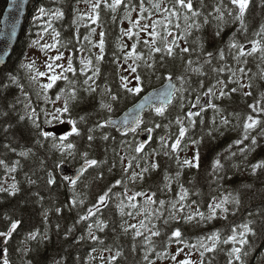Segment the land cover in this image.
Returning <instances> with one entry per match:
<instances>
[{
  "label": "trees",
  "instance_id": "trees-1",
  "mask_svg": "<svg viewBox=\"0 0 264 264\" xmlns=\"http://www.w3.org/2000/svg\"><path fill=\"white\" fill-rule=\"evenodd\" d=\"M38 1L62 13L56 20L59 37L70 44L73 30L86 20L77 13L84 0ZM132 1L127 5L139 24L140 20L147 25L160 22L154 47L165 49V36L167 41L176 37L182 42L172 55L166 49L156 52L144 44L153 39L151 27L147 31L134 27L133 43L140 57L134 60L135 81L122 80L121 13L112 11L105 0L95 22L105 40L97 81L90 75L81 77L75 60L73 71H65L57 80L63 92L44 93L50 96L46 102L38 97L35 80L24 78L27 68L20 60L24 57L23 37L10 59L16 66L8 79L0 80V161L4 162L0 164V188L7 189L0 191V232H7L13 221L19 224L11 236L0 237L6 243V259L9 264H179L183 259L176 249L180 248L192 264H264V167L253 170V165L264 161V52L249 54L253 40L264 47V38L256 35L264 26V0H249L243 27L235 20L237 7L230 0H192V11L198 13L194 17L175 0ZM6 2L0 0V16ZM141 3L147 11H141ZM155 4L160 5L159 10ZM221 12L223 20L217 19ZM86 29L73 33L74 48L73 44L70 48L76 50V41ZM239 46H243L242 56ZM183 48L189 51L182 52ZM168 77L177 85L174 101L163 115L155 109L144 114L140 128L153 133L136 152L141 145L138 133L120 134L106 121ZM25 86L35 98L39 115L24 105ZM136 87H140L139 93L128 91ZM59 94L64 96L58 108L60 117L75 121L78 130L64 139L45 136L43 131L45 123L60 117L44 112L41 103L49 107ZM207 94L211 96L209 105L193 113V106ZM65 102L67 112L63 111ZM249 116L259 123L246 133ZM181 127L185 135L173 151L171 144ZM69 143L72 148L67 147ZM21 152L27 155L21 156ZM84 153L97 164L87 167L79 181L73 184L57 177L48 182L60 164L84 163ZM185 160L198 167L185 165ZM13 184L18 188L15 194H11ZM182 190L187 193L184 200L180 199ZM104 193L106 201L101 204L98 198ZM216 203L221 207L214 209V218L207 219L213 211L209 206ZM89 209L92 215H88ZM189 215L194 216L191 221L186 220ZM249 222L252 231L245 236L247 243L240 245L239 226ZM233 228L237 229V242L224 243ZM176 229L181 231L182 242L172 236ZM137 231L142 235H135ZM154 231L160 234L154 236ZM213 235L219 239H208ZM200 242L208 247L215 243V248L205 251ZM234 246L241 248L239 261L230 255Z\"/></svg>",
  "mask_w": 264,
  "mask_h": 264
},
{
  "label": "rangeland",
  "instance_id": "rangeland-1",
  "mask_svg": "<svg viewBox=\"0 0 264 264\" xmlns=\"http://www.w3.org/2000/svg\"><path fill=\"white\" fill-rule=\"evenodd\" d=\"M122 3L116 8L117 12L121 13V21H122V40H121V47H123L124 51L122 52L123 56V62L122 64L125 65L122 67L123 70V77L126 78V81H132V76L136 75V72H132L131 68L135 67L134 64V59L131 57L127 56V53L131 51L132 48V41H133V26H130V23H135L138 21L136 18V15L131 14L128 9L126 10L124 6L127 5V3H132V0H126L124 1V4ZM95 2V0H91L90 3H86L84 1L80 5V12H81V17L85 18L86 14L89 16H92V13L96 11H93L92 4ZM51 5L44 6L39 2L38 0H35L34 4L31 7L30 14L28 16V20L26 22V26L23 32V44L24 47L22 50H24V57L21 58V64L27 68V71L24 75V78H29V77H34L37 79V84L35 83L36 89H39L37 91V94H39V91H45L49 92L50 89H45L43 85L51 82L50 81V76L52 75H59L61 72H63V69L68 66V62L70 61V58L66 52V50L62 49L59 47L61 45V40L58 37L53 39L55 36V33L60 32V26L57 25L56 20L57 16L54 15V13L59 12V9L57 11L56 8L50 7ZM50 7V8H49ZM41 9H43V13L41 12ZM112 9V8H111ZM115 10V12H116ZM143 21L140 20L139 25H145L146 23H142ZM132 30L131 35H125V32L130 29ZM141 28V27H140ZM101 33V29L95 28V34ZM101 39V36H97L93 40V45L87 44V47L85 49L84 55L86 57L82 58L81 61L87 62V60H92V68L98 67V62L96 59V56L100 55L103 56V52L101 53L100 48H99V41ZM54 45V47H51ZM179 45H182L181 39L176 40V44L172 45L170 43L169 46H171L173 49ZM49 46V47H46ZM186 46V44H185ZM122 49V48H121ZM177 49H179L177 47ZM21 50V51H22ZM71 54V52H70ZM56 55H61L62 59L61 60H55L54 57ZM72 63V62H71ZM48 64H52L53 68L49 69L47 67ZM31 65V67H29ZM15 62H10L5 68L6 72L4 75L1 77V80L4 78L5 80L9 78V75L12 73L14 67H15ZM39 72H44V76H39ZM55 83L53 84L54 88ZM61 87H56L54 90L53 94H58L60 91ZM39 97H42L44 99L50 98L49 95L47 94H42L40 93L38 95ZM57 98H53L50 100L51 106L47 107V113L49 115H56V116H61V113L57 111L59 107H62V103L64 100V96L62 94L55 95ZM205 99V96L202 98ZM26 105L27 109L30 111H37V106L33 104V100H30L28 98L26 100ZM44 125L50 126L51 123L47 122ZM180 248H177V255H180L181 258L184 260L185 257L183 255V251H180Z\"/></svg>",
  "mask_w": 264,
  "mask_h": 264
},
{
  "label": "snow or ice",
  "instance_id": "snow-or-ice-1",
  "mask_svg": "<svg viewBox=\"0 0 264 264\" xmlns=\"http://www.w3.org/2000/svg\"><path fill=\"white\" fill-rule=\"evenodd\" d=\"M175 2L177 4H179L182 8H186L187 10L189 11H192V3H191V0H175ZM231 4L235 5L237 7V14L235 16V20H239L241 22V26L243 27V21H244V15H245V11L248 7V4H249V0H230ZM122 3V0H113L112 4L110 5V7L112 8L113 11H115L116 7L119 6L120 4ZM99 7V0H97V2L95 4L92 5V8H93V11H95L96 8ZM154 8H156L157 10H159V7L160 5L159 4H155L153 5ZM140 8H141V11L144 12V11H147V9H145L143 7V4L141 3L140 5ZM43 9H41V12L43 13ZM167 11V10H166ZM217 11L219 12L220 10L217 9ZM55 16H60L62 15V13H54ZM171 15H177L176 12H172ZM198 15V13L192 11V16H196ZM228 15H232L231 12L228 13ZM93 19V22H95V20L97 19L96 16H93L92 17ZM189 19V17L185 16V21H187ZM217 19H220V20H223V13L221 12L220 16L217 17ZM160 23L159 21H154L151 25H139V21H136L134 24H133V27H136V26H140L141 27V30L143 31H147L149 29V27H151L152 31L149 33V35L153 38L151 42H149L148 40H145L144 41V44L145 45H151L152 46V50L156 51V52H161L163 50L166 49L168 55H172V52H173V48L171 46H169V43L167 41V36L163 37L162 39L165 41V49H162L160 47H154V45L156 44V37L159 36V33L156 31V27H157V24ZM205 23H207V20H205ZM177 27H179V25H177ZM189 28L193 27V25H188ZM196 27H199V25H196ZM93 32L95 31L94 29L92 30ZM132 34V30L131 28L128 29L126 32H125V35H131ZM60 34L57 32L55 33V36L53 37V39H55L56 37H58ZM136 35L138 36L139 33H136ZM217 35H219V32H217ZM257 36H261L262 38H264V26L261 27V30L260 32L256 33ZM100 36H101V39L99 41V48H100V51L101 53L104 51V40H103V36H104V33L101 32L100 33ZM168 36H171V33L169 32L168 33ZM85 39H88V37H85ZM172 45H175L176 44V40L173 39L171 42H170ZM252 44V48H251V51L249 54H252V53H255L257 52L258 50L259 51H262L264 52V47H261V42L259 40H253L250 42ZM46 47H49V46H46ZM51 47H54V45H52ZM232 47H237V45L233 44ZM182 52H188L189 49L188 48H183L181 49ZM239 51H240V55H244V51H243V46H239ZM209 56L212 55V53H208ZM127 56L128 57H131L133 58L134 60L136 59H139V55L137 54L136 52V44H133L132 45V48H131V51H129L127 53ZM55 60H61L62 59V56L61 55H56L54 57ZM101 59H103L102 56L98 55L96 56V60L97 61H100ZM82 64H84L85 67H89V66H92V60H87V62L85 61H81ZM191 63V62H189ZM29 67H31V65H29ZM47 67L49 69H52L53 68V65L52 64H48ZM67 70L68 71H73L72 69V63L71 61L68 62V67H67ZM131 71L134 73L136 72V68L135 67H132L131 68ZM241 71H243V69H241ZM99 73V68H95L94 69V72H93V75H97ZM39 76H44L45 73L44 72H39L38 73ZM61 77L59 75H52L50 76V81L49 83L43 85V87L45 89H51L53 87V84L58 80L60 79ZM124 78H122L123 80ZM137 79H139V77H137ZM85 83H87V81H85ZM125 88H127V85L125 84L124 85ZM129 92H135V93H139L141 91L140 87H136V88H129L128 89ZM233 91H235V89H233ZM212 92V89L210 88L209 89V93ZM224 93L221 92V95H223ZM171 93L170 92H165V93H160L159 94V97H162V99H160V106H157L155 107V112L159 115H163L164 113V105L166 103H168V96H170ZM59 99V97H57ZM71 99H75V95L72 94L71 96ZM113 100L116 99L115 96L112 97ZM149 102V97H145L144 98V103H148ZM104 107H108L109 110H111V106L110 105H104ZM141 108L144 107V104H141L140 105ZM255 110V109H254ZM57 111H60L59 109ZM63 111L64 112H67L68 111V105H67V102H65V106L63 108ZM81 119H83V117H81ZM132 123L133 124H136L137 126H139V123L141 121H139V119L137 117H132ZM248 123H245L244 125V128H245V132L247 133V130L249 129H252L254 128L259 122L255 119H253L251 116L248 117ZM72 124H73V127H72V132L73 133H77V128L75 126V121H70ZM128 120L126 119L125 120V123H127ZM179 122V121H178ZM225 123H227V121H225ZM102 127V125H101ZM149 131H151V129H149ZM45 136H47L48 134L47 133H44ZM185 135V128L184 127H181L180 128V131H179V137L176 139V141L171 144V149L173 151H175L178 146L180 145V138L183 137ZM247 135L244 136V139H247ZM64 139V138H62ZM89 139H92V137L90 136ZM105 139H107V137H105ZM242 141H236V143H241ZM255 143V139L253 138V144ZM68 148H72V145L69 143L67 145ZM143 148V144L139 145L138 147H136L135 151L136 152H140ZM21 156H26L27 153L26 152H21L20 153ZM84 157H85V164L88 165V166H92V165H96L97 164V161L95 159H88L87 158V153H84L83 154ZM194 160H198V156L197 157H194ZM4 162L3 161H0V164H3ZM183 163L185 165H189V166H197L198 167V164L194 165L193 164V161H189V160H185L183 161ZM216 165H219V161H216ZM153 168L156 167V165H152ZM264 167V161L262 162H258L257 164L253 165V170L255 171L257 168H262ZM12 171H15V169H11ZM144 171H147V169H144ZM50 184L53 183V181L50 179L48 181ZM71 183H75V181H70ZM117 183H120V181H117ZM0 191H7V189H4V188H0ZM18 191V188L16 187L15 184L12 185V192L11 194H15V192ZM109 191H111V189H109ZM184 192L183 195H181L180 199L181 200H184L185 199V196H186V190H182ZM137 195H139V193H137ZM106 197H107V193H104L103 195H100L99 196V201L101 204H103L105 201H106ZM130 199H134V197H130ZM149 200L151 201V197H149ZM154 202V201H152ZM161 205L164 204V201H160L159 202ZM236 203H239V201L237 200ZM134 206V205H133ZM210 209H213V211L210 213L209 217H207V219H212L214 218L215 216V212H214V209L215 208H220L221 207V204L220 203H216V204H213V205H210L209 206ZM59 211V209H58ZM224 211H227V209H224ZM93 212H92V209H89L88 210V215H92ZM197 215L200 216L201 219H205L204 217V214L203 213H196ZM194 218L193 215H189L186 217V220L188 221H191L192 219ZM82 219H86V217H82ZM250 223H245V224H242L239 226L240 229H242L241 231H239L238 235H239V244L240 245H244L247 243V240L245 239V236L247 233L251 232L252 229L250 228ZM18 224H19V221H13L10 225V228L8 229L7 232H0V237H4V236H11L13 231L16 230V228L18 227ZM133 228H135V225L132 226ZM102 230V228H101ZM127 231V229L125 230ZM232 235H230L226 240H224L223 242L224 243H229V241L233 242V244H235L237 242V229L236 228H233L232 229ZM160 233L158 231H154L152 232V235L154 236H158ZM135 235L139 236V235H142L141 232L137 231L135 233ZM181 231L179 229H176L175 231L172 232V236L173 237H176L178 238V242H182L179 238H181ZM32 238H35V234L32 235ZM93 239H95V237H93ZM208 239L210 240H213V241H217L219 239L218 236L216 235H213L211 237H208ZM191 247H196L195 245H192ZM199 247L203 248L205 251H213V249L215 248V243L212 245V247H208L206 246L203 242H200L199 244ZM203 252H201V256H203ZM117 255H119V253H117ZM230 255L231 256H234L236 260H241V248L240 247H233L231 249V252H230ZM113 259H115V257H113ZM145 259H147V256H145ZM173 259H175V256L173 257ZM4 264H9L8 260L5 259L4 260ZM179 264H192V261L188 260V259H185L183 261H180ZM202 264V262H201ZM229 264H231V261H229Z\"/></svg>",
  "mask_w": 264,
  "mask_h": 264
},
{
  "label": "water",
  "instance_id": "water-1",
  "mask_svg": "<svg viewBox=\"0 0 264 264\" xmlns=\"http://www.w3.org/2000/svg\"><path fill=\"white\" fill-rule=\"evenodd\" d=\"M34 0H7L4 10L0 16V76L4 68L13 56L16 46L21 37L30 6ZM176 88V82L173 78L168 79L162 85L147 91L138 101L127 108L122 114L113 117L107 121V125L116 128L120 133L134 132L137 129V125L132 123V117H137L140 121L141 115L149 109L151 106H160V93L170 92L168 96V105L174 95ZM149 97V102L144 103V98ZM210 96L207 95L205 99L201 101L199 106L193 108V111H199L209 103ZM144 104L141 108L140 105ZM128 120L125 123V120ZM72 125L69 122H63L54 126H45L44 130L53 132L55 135L64 136L72 132ZM141 141L146 143L150 137V131L145 130L140 133ZM88 165L85 163L79 166H70L68 163L62 164L58 173L63 177H69L70 181H78L84 174L85 168ZM5 245L3 240H0V264H4Z\"/></svg>",
  "mask_w": 264,
  "mask_h": 264
},
{
  "label": "flooded vegetation",
  "instance_id": "flooded-vegetation-1",
  "mask_svg": "<svg viewBox=\"0 0 264 264\" xmlns=\"http://www.w3.org/2000/svg\"><path fill=\"white\" fill-rule=\"evenodd\" d=\"M86 32H87V30L82 31V33H81V37H82ZM73 33H74V30H73V32H72V34H71L72 38H71V43H70V44H69V42L67 41L66 38H65V40H66V42H67L66 45H69V46L71 47L72 44H73V48H74ZM92 43H93V42H92ZM92 43H89V45H90V46L93 45ZM84 47H85V45L82 44V48H84ZM76 48H77V47H76ZM75 52L78 53V52H79L78 49H76ZM84 57H86V55L83 54V58H84ZM95 60H96V59H95ZM100 61H101V60H100ZM100 61L98 62V65H99ZM92 62H93V59H92ZM94 69H95V68H92L91 70H89L88 67H85V66H84V67H83V70L85 71L84 76H86L87 74H93ZM72 76H73L72 73H70V79H72Z\"/></svg>",
  "mask_w": 264,
  "mask_h": 264
}]
</instances>
